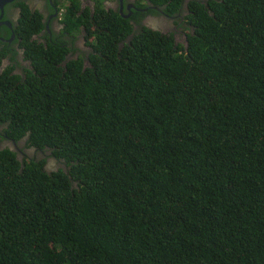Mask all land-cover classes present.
<instances>
[{
    "label": "trees",
    "instance_id": "obj_1",
    "mask_svg": "<svg viewBox=\"0 0 264 264\" xmlns=\"http://www.w3.org/2000/svg\"><path fill=\"white\" fill-rule=\"evenodd\" d=\"M71 1L46 47L17 3L0 264H264V0H151L187 4L186 39Z\"/></svg>",
    "mask_w": 264,
    "mask_h": 264
},
{
    "label": "flooded vegetation",
    "instance_id": "obj_2",
    "mask_svg": "<svg viewBox=\"0 0 264 264\" xmlns=\"http://www.w3.org/2000/svg\"><path fill=\"white\" fill-rule=\"evenodd\" d=\"M20 1L28 5L31 13L38 11L42 15L41 21L44 29L33 34L31 38L36 40L37 43H42L45 47L50 41L58 38L64 41L62 11L63 8L66 9V6L73 3L71 0H13L5 4L2 11L0 10V75L5 74L8 69H11V73L21 75L24 70L25 75V70L30 71L34 68L29 59H22L23 47L21 46L20 37H18L19 31L17 30L22 11V7L17 4ZM74 1L78 3L79 8L88 7L91 11L95 10L99 1L107 11L116 12L123 18L128 19L133 25V29H138L144 25L154 30H160L163 33H173L176 39L179 37L186 39V31H190L192 28L186 14L188 13V6L185 2L176 13H168L163 9L165 8L164 5L158 6L151 0ZM135 18H138L139 21H136ZM85 29L86 27L81 24L80 31H83V33L78 35V39L74 43V47L81 50H75V54L70 50L67 53L70 58L75 57L77 54H83L82 51L89 50L88 45L85 43V37L82 35L85 33ZM15 38H17V41H15ZM12 58H16L18 61H12ZM2 142L10 146L15 145L13 140ZM15 148H17L16 145ZM17 150L19 153L21 152L18 148Z\"/></svg>",
    "mask_w": 264,
    "mask_h": 264
},
{
    "label": "water",
    "instance_id": "obj_3",
    "mask_svg": "<svg viewBox=\"0 0 264 264\" xmlns=\"http://www.w3.org/2000/svg\"><path fill=\"white\" fill-rule=\"evenodd\" d=\"M13 0H0V10L2 11L5 4L11 2Z\"/></svg>",
    "mask_w": 264,
    "mask_h": 264
},
{
    "label": "clouds",
    "instance_id": "obj_4",
    "mask_svg": "<svg viewBox=\"0 0 264 264\" xmlns=\"http://www.w3.org/2000/svg\"><path fill=\"white\" fill-rule=\"evenodd\" d=\"M101 6H102V5H101ZM102 7H103V6H102ZM64 10H65V9L63 8V11H62L63 13H64ZM63 13H62V16H61V17H62V20H63ZM63 26H64V24H63ZM13 142H14V141H13ZM49 162L51 163V162H52V159H50Z\"/></svg>",
    "mask_w": 264,
    "mask_h": 264
}]
</instances>
